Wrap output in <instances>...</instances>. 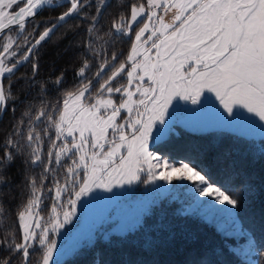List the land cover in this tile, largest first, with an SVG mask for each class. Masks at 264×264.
<instances>
[{"label":"snow or ice","instance_id":"6c2138e0","mask_svg":"<svg viewBox=\"0 0 264 264\" xmlns=\"http://www.w3.org/2000/svg\"><path fill=\"white\" fill-rule=\"evenodd\" d=\"M55 2L67 10L37 21L53 0H0V114L15 99L14 84L34 85L39 49L56 30L77 18L89 25L76 83L55 102L42 87L44 98L27 104L0 144V184L17 155L27 164V199L0 240L8 252L0 264H60L56 252L72 257L94 248L98 236L153 253L194 240L188 218L251 247L240 218L257 193L247 154L191 147L177 155L165 146L179 137L177 124L236 144L264 141V0H127L104 35L98 25L108 0H98L94 15L84 9L95 0ZM29 63L31 77L14 81ZM64 82L61 74L52 84L60 91ZM164 201L179 207L157 212ZM64 233L75 238L58 245ZM100 255L94 264H103ZM256 255L264 262V246ZM210 256L188 264H212Z\"/></svg>","mask_w":264,"mask_h":264},{"label":"trees","instance_id":"16d2710c","mask_svg":"<svg viewBox=\"0 0 264 264\" xmlns=\"http://www.w3.org/2000/svg\"><path fill=\"white\" fill-rule=\"evenodd\" d=\"M126 2L127 0H108L98 25L100 35H104L108 30L112 20L118 17ZM96 6H98V0H95L91 8H86L84 11L89 15H94ZM66 10V6L46 7L35 17V20H54L57 15ZM77 25L79 27H76ZM88 26L87 22L82 23L78 18L69 20L56 30L47 43L40 47L38 53L39 71L34 85L29 88L24 81H20L14 84L11 89L15 99L9 103L8 110L0 117V144L5 142L13 123L21 118L27 104H38L39 100L44 98L40 91L42 87L46 89V98L55 102L62 91L71 89L76 83L75 72L83 63V43L87 36ZM28 31H31L30 26ZM120 47L117 45V48ZM123 48L126 51L127 45H123ZM31 71L29 63L21 67L12 79L15 81L25 74L30 78ZM95 71L96 68L93 67L92 72ZM61 74H63L65 82L61 85L60 91H57L52 82ZM3 83L7 87L8 81L4 80ZM13 107L15 108L14 113ZM177 129L179 137L174 138L170 144L165 146L168 152L179 155L183 154L185 149L196 147L207 149L215 155L238 148L241 155L247 154L244 161L245 168L256 185L257 193L252 198L251 204L242 210L240 218L244 229L252 234L254 244L251 246V253L242 256L236 251L229 250V246L232 249L238 246L237 240L232 237L225 238L217 233L213 226L201 223L198 219L188 218L185 227L195 237L194 240L178 238L167 248L147 253L128 243L123 247H116L119 238L113 236L111 245L97 239L94 248L82 250L68 258L63 264H94L97 252L101 253L99 259L103 264H137L141 260H156L159 261V264H188L190 260L201 258L205 252H211L212 264H264L256 255L257 249L264 246V154L259 152L264 141H258L254 145L236 144L232 137L227 135L221 137L216 132L198 134L181 127ZM217 139L220 140L218 146L215 144ZM2 156L3 152L0 150V158ZM26 168L27 164L24 158L17 155L13 162L4 169V175L8 182L0 184V209H2L0 211V240H3L12 231L15 215L27 199L24 189ZM216 179L220 180L221 177L217 176ZM46 204L50 205V201H47ZM176 207V204L169 206L166 202H162L160 209L156 211L159 212L162 209L171 215ZM46 210L47 208H45ZM154 219L155 217L148 218L147 223H152ZM130 239L132 238L130 237ZM7 255V250L0 247V259ZM33 259H36V256ZM17 264H19L18 261Z\"/></svg>","mask_w":264,"mask_h":264},{"label":"rangeland","instance_id":"374dc122","mask_svg":"<svg viewBox=\"0 0 264 264\" xmlns=\"http://www.w3.org/2000/svg\"><path fill=\"white\" fill-rule=\"evenodd\" d=\"M57 4H56V2H55V0H53V4H51L49 7H53V6H56ZM20 6H23V5H20ZM46 8V7H45ZM181 103H183V102H181ZM179 127H181V128H183V129H185L182 125H179V124H177L176 125V128H175V131L178 133V129L177 128H179ZM187 130V129H186ZM165 151H167L166 149H165ZM168 152V151H167ZM170 152V151H169ZM173 154H176V153H174V152H172ZM143 186H141V188H142ZM139 191V190H138ZM164 202H166V201H164ZM167 203V202H166ZM176 206L177 207H179V205L178 204H176ZM176 207V208H177ZM48 210V209H47ZM46 210V211H47ZM45 211V212H46ZM75 222V221H74ZM78 227H79V225H77ZM69 227H71V226H69ZM112 227V225H109L108 226V228L110 229ZM74 234H72V233H64L63 235H61L60 237H59V240H58V245H64V246H66V245H68L69 243H71L73 240H74ZM232 238H234L235 240H237L238 241V246L234 249L237 253H240L242 256H247V254H249V253H251L250 251H251V247H249L248 246V242H247V239L245 238V237H235V236H233ZM97 239H101L99 236H98V238ZM102 240V239H101ZM55 258L57 259V261H59L60 262V264H63L64 263V261H66L68 258H70V257H68V258H65V257H62L61 255H60V253L59 252H56L55 254Z\"/></svg>","mask_w":264,"mask_h":264},{"label":"water","instance_id":"95a60500","mask_svg":"<svg viewBox=\"0 0 264 264\" xmlns=\"http://www.w3.org/2000/svg\"><path fill=\"white\" fill-rule=\"evenodd\" d=\"M49 6H50V5H46V6H44V8H45V7H49ZM44 8H43V9H44ZM43 9H42V10H43ZM42 10H41V11H42ZM41 11H40V12H41ZM40 12H39V13H40ZM39 13H38V14H39ZM1 115H2V114H0V117H1Z\"/></svg>","mask_w":264,"mask_h":264}]
</instances>
